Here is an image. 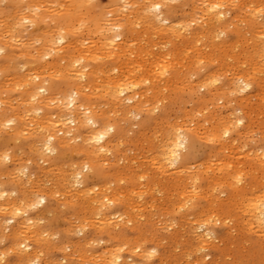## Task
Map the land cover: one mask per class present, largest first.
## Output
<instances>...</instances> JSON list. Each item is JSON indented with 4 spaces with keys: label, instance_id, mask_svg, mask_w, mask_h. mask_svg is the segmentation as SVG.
<instances>
[{
    "label": "clouds",
    "instance_id": "1",
    "mask_svg": "<svg viewBox=\"0 0 264 264\" xmlns=\"http://www.w3.org/2000/svg\"><path fill=\"white\" fill-rule=\"evenodd\" d=\"M0 264H264V0H0Z\"/></svg>",
    "mask_w": 264,
    "mask_h": 264
}]
</instances>
